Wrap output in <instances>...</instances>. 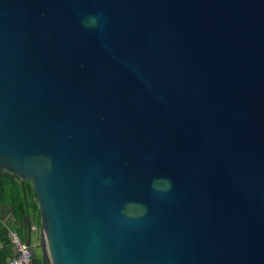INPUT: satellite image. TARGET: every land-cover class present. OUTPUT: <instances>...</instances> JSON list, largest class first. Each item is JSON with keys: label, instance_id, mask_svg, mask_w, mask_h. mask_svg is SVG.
I'll use <instances>...</instances> for the list:
<instances>
[{"label": "water", "instance_id": "water-1", "mask_svg": "<svg viewBox=\"0 0 264 264\" xmlns=\"http://www.w3.org/2000/svg\"><path fill=\"white\" fill-rule=\"evenodd\" d=\"M0 167L49 264H264V0H0Z\"/></svg>", "mask_w": 264, "mask_h": 264}, {"label": "trees", "instance_id": "trees-1", "mask_svg": "<svg viewBox=\"0 0 264 264\" xmlns=\"http://www.w3.org/2000/svg\"><path fill=\"white\" fill-rule=\"evenodd\" d=\"M7 214L15 219L16 229L22 235L27 236V219H40L36 193L31 181L22 180L17 175L5 171L0 167V264H6L14 255V248L9 239V226L14 222L6 220ZM35 264H49L37 255Z\"/></svg>", "mask_w": 264, "mask_h": 264}, {"label": "built area", "instance_id": "built-area-1", "mask_svg": "<svg viewBox=\"0 0 264 264\" xmlns=\"http://www.w3.org/2000/svg\"><path fill=\"white\" fill-rule=\"evenodd\" d=\"M6 220H10L14 222V226H9V239L14 248V255L8 259L6 264H35L34 255L31 250V247L26 242V237H22L19 231L15 228V219L11 214H7ZM30 225L27 227V233H31V243L32 238L34 237V233L38 237V243H40V235L42 232L41 221L38 222L35 219H30ZM16 251V252H15Z\"/></svg>", "mask_w": 264, "mask_h": 264}, {"label": "rangeland", "instance_id": "rangeland-1", "mask_svg": "<svg viewBox=\"0 0 264 264\" xmlns=\"http://www.w3.org/2000/svg\"><path fill=\"white\" fill-rule=\"evenodd\" d=\"M37 242H38V237L34 233V237L32 238V245L34 246V252L38 257H42L43 252L42 249L37 246Z\"/></svg>", "mask_w": 264, "mask_h": 264}, {"label": "flooded vegetation", "instance_id": "flooded-vegetation-1", "mask_svg": "<svg viewBox=\"0 0 264 264\" xmlns=\"http://www.w3.org/2000/svg\"><path fill=\"white\" fill-rule=\"evenodd\" d=\"M36 220V219H35Z\"/></svg>", "mask_w": 264, "mask_h": 264}]
</instances>
